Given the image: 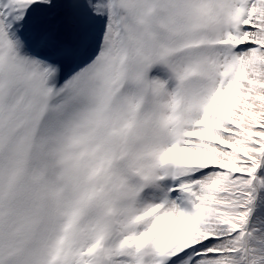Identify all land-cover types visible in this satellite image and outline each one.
I'll return each instance as SVG.
<instances>
[{"label":"snow or ice","instance_id":"1","mask_svg":"<svg viewBox=\"0 0 264 264\" xmlns=\"http://www.w3.org/2000/svg\"><path fill=\"white\" fill-rule=\"evenodd\" d=\"M0 264H264V0H0Z\"/></svg>","mask_w":264,"mask_h":264}]
</instances>
